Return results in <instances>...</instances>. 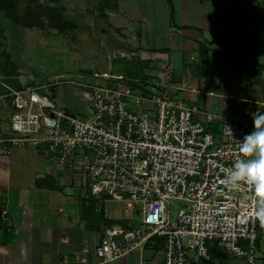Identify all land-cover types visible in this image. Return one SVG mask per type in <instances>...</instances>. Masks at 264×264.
I'll return each instance as SVG.
<instances>
[{
	"label": "built area",
	"instance_id": "built-area-1",
	"mask_svg": "<svg viewBox=\"0 0 264 264\" xmlns=\"http://www.w3.org/2000/svg\"><path fill=\"white\" fill-rule=\"evenodd\" d=\"M170 78L167 69L156 84L165 91L148 93H133L109 77L104 84L71 81L86 102L83 114H73L41 91L59 82L17 86L0 77L12 111L0 147L6 152L14 146L44 149L50 161L86 180L92 198L125 205L123 222L106 226L95 244L63 254L57 264L102 263L133 251L139 264L196 263L211 258V241L244 264H257V199L246 182L238 189L225 182L253 120L234 111L218 131L209 129L219 116L196 117L197 105L167 91ZM131 101L150 108L136 112ZM252 111L259 109L245 107L243 113ZM172 200L184 203L176 214ZM94 210L103 212L99 204ZM145 248L152 251L149 258Z\"/></svg>",
	"mask_w": 264,
	"mask_h": 264
},
{
	"label": "crops",
	"instance_id": "crops-1",
	"mask_svg": "<svg viewBox=\"0 0 264 264\" xmlns=\"http://www.w3.org/2000/svg\"><path fill=\"white\" fill-rule=\"evenodd\" d=\"M27 1L42 3L49 0ZM81 1L76 5L74 0H59L57 4L64 7L66 19L75 22L79 15L89 26L99 30L105 38L107 54L95 58L84 51H74L81 53L80 61L75 64L80 72L111 79L113 59L127 58L135 62L137 74L123 83L133 93H148L165 91L156 84L170 69L167 91L174 98L197 105L196 117L205 120L207 113L218 115V120L207 124L214 131H218L224 118L234 111L248 121L253 120L255 112L246 115L243 113L245 107L264 112L262 0H220L219 3L216 0H172L171 3L162 0L161 22L152 16L153 8L144 16L142 12L132 11L134 20L142 23L137 28V25L133 27L132 23H127V16L119 10L117 0H110L108 6L110 1L105 3L103 10L98 6L100 1ZM76 23L79 25L74 23V28L86 24L81 20ZM9 24L11 28L15 25ZM4 32L0 44H5L8 39ZM83 34L86 36L87 33ZM65 36L69 37V32L66 31ZM74 39L77 38L72 37ZM5 48L8 49V44ZM9 55L6 50L0 51V77L4 81L17 86L30 81L40 83ZM142 70L145 76L140 86L127 83L138 81V73ZM80 77L71 81L85 83ZM118 78L122 81L120 77L113 79ZM54 82L59 81H49L45 85ZM59 83L42 90L53 88L54 93ZM64 108L73 114L84 113L79 107L71 108L73 112ZM10 111V99L0 83V137L10 131ZM2 148L0 264H57L63 254L72 255L95 244L102 234L101 226L110 225L109 219L116 222L121 218L103 215L106 218L101 221L97 214L89 211L96 212L97 200L89 194L92 199L86 198L89 200L84 199L81 203L82 189L71 185L76 171L50 161L46 150L28 146L6 152ZM58 181L59 186L56 185ZM57 187H60V193ZM258 232L257 264H264V226L259 222ZM209 249L211 258L200 259L196 264L199 261L200 264H244L241 258L218 247L215 241L209 242ZM102 264H139V253L133 251Z\"/></svg>",
	"mask_w": 264,
	"mask_h": 264
},
{
	"label": "rangeland",
	"instance_id": "rangeland-1",
	"mask_svg": "<svg viewBox=\"0 0 264 264\" xmlns=\"http://www.w3.org/2000/svg\"><path fill=\"white\" fill-rule=\"evenodd\" d=\"M97 1H101V0H97ZM104 1L108 2L110 0H104ZM112 1L115 2L118 1V4L120 5L119 10H121L122 12H124V14H126L127 23H129L130 25L132 23L133 27L136 25H137L136 28L142 26V23H140V21L134 20L132 16V11L142 12L144 16L146 15V12L150 13V9L153 8V11L151 13H153L154 15L152 14V16L156 17L158 21L161 22L162 17L160 14L161 13L160 4L162 0H117V1L112 0ZM178 1L180 2V0ZM218 1L220 0H216L217 3H219ZM81 2H82L81 0H74V3L76 5H78ZM109 4H111V1L107 4V6ZM75 18L76 17H74V19ZM81 18L82 17L78 15V17L74 20L75 22L73 23L78 24L76 22L79 20L86 23V19H81ZM0 22L3 23L5 27V31L8 34V39L5 42V44H8V49L5 48V44L3 43L0 44V49L6 50L7 52H9L11 57H15L14 59L16 60V62L21 67L26 68L27 71L30 72L32 76L35 77L34 80H37L41 84H47L49 83V81L60 82L56 87L54 93H53V88L47 91L41 90L42 92H46V94L49 95L50 98L56 102V104L67 108L79 107L80 109L84 110L85 100L82 99V90L79 88L76 89L73 86V83H71V79L79 80V77L82 76L80 78L87 85L104 84L105 81H107L106 78H101V77L99 78L97 76L94 77L92 75H88L86 72H80L75 65L80 61L79 55L81 54L79 52L75 53L74 51L76 50L84 51L87 55L93 56L95 58L102 57V55L107 54V48L106 46H104L105 38L103 37L101 32L97 29H94L93 26L91 27L86 23L84 24V26H79L78 28H74L72 24L67 29V32H69L70 36L66 37L65 36L66 31L61 32L58 29L51 27H47L45 30H42L38 27L29 29L26 27H21V26L17 27L16 25H14L11 28L10 24L7 23L9 21L3 15L0 16ZM82 27H86V28L84 29ZM3 33L5 32L3 31ZM83 33L84 34L87 33L86 36ZM82 34L84 36H82ZM1 35L3 34H0V36ZM72 37H76L77 39L72 40ZM82 39L84 42L82 41ZM86 59H88V57ZM113 60H114V64L110 77H112L111 79L115 77H120L122 79V81L121 80L119 81V78L115 79L117 80L115 81L116 82L115 84L119 82L120 83L125 82L126 80L129 79V77H134V75L137 74L136 73L137 71L135 72V62L127 58L124 59V58L115 57ZM138 75L142 77L145 76V73L143 74V72L140 71ZM28 80H33V79L29 78ZM56 85L57 83L54 84V86ZM148 106L150 105L149 104L134 105L133 102L131 103L132 109L136 112L140 110H148L150 108ZM11 112L12 111H10V113ZM16 148H19V146L12 147V150ZM77 178H79V176H76L73 179V181H71L73 183L71 185L77 186L82 189L84 195L82 194L83 197L82 199H80V202L83 203L84 199L91 197L89 196L88 193L86 180L80 178L79 180ZM59 184L60 182L58 181L56 185L59 186ZM57 188L60 193L61 191L60 187ZM105 198H107V200L103 198L97 200V203L103 208V212L101 214L95 213V215L97 214L96 216H98L99 219H101V221H103L106 218L103 215H109L111 217L120 216L121 218H119L116 222H123L124 220L123 215H125L124 202L110 200L109 197H105ZM181 204L184 203L178 200L171 201V205L172 208L174 209L175 214L178 210L179 205ZM132 214L136 215L135 209L133 210ZM114 220L115 219L111 221L109 219L108 222L111 221L112 223H114ZM105 227L106 226L104 224L101 226L102 233L104 232ZM151 252L152 251L150 249L145 248L144 250L145 258H149L152 254ZM102 263H96V264H102Z\"/></svg>",
	"mask_w": 264,
	"mask_h": 264
},
{
	"label": "clouds",
	"instance_id": "clouds-1",
	"mask_svg": "<svg viewBox=\"0 0 264 264\" xmlns=\"http://www.w3.org/2000/svg\"><path fill=\"white\" fill-rule=\"evenodd\" d=\"M252 118V129L240 139L241 157L233 162L225 182L230 189H238L241 182L251 186L258 205L255 217L264 226V112H256Z\"/></svg>",
	"mask_w": 264,
	"mask_h": 264
},
{
	"label": "trees",
	"instance_id": "trees-1",
	"mask_svg": "<svg viewBox=\"0 0 264 264\" xmlns=\"http://www.w3.org/2000/svg\"><path fill=\"white\" fill-rule=\"evenodd\" d=\"M168 2L171 3L172 0H168ZM262 2L264 3V0H262ZM57 3H59V0H49L47 2L42 3H33L32 1L27 0H0V16L3 15L9 21L7 23L11 22V24L15 25H21L25 27L36 26L41 29L51 27L56 28L61 32L67 31L68 27L74 23L70 19L65 18L64 7ZM105 3H107V1H100L99 8L101 10H103ZM4 30L5 27L3 23L0 22V34H2ZM140 75L139 77L137 76L138 81L127 83L140 86L141 80L144 77H140ZM111 81H114V83H116L115 81L117 80L111 79ZM69 110L73 112L71 108ZM89 211H92L93 213H98L94 212L92 209ZM111 221L108 223L111 224ZM156 239L158 241L161 240L158 237ZM160 242H163V240ZM156 246L159 247L158 245Z\"/></svg>",
	"mask_w": 264,
	"mask_h": 264
}]
</instances>
